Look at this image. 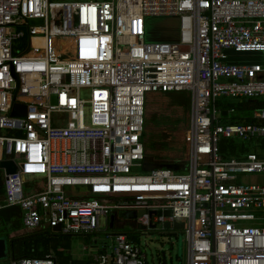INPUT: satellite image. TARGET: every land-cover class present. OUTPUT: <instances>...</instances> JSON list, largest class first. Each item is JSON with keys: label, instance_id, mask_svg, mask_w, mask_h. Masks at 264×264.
Here are the masks:
<instances>
[{"label": "built area", "instance_id": "2783aa9c", "mask_svg": "<svg viewBox=\"0 0 264 264\" xmlns=\"http://www.w3.org/2000/svg\"><path fill=\"white\" fill-rule=\"evenodd\" d=\"M248 54L263 61L234 60ZM172 93L189 99L188 167L147 171L146 103ZM224 99L264 100V0H0V162L18 169L1 170L0 210L86 240L78 264H148L140 238L166 230L186 264H264V185L243 181L264 175V149H219L264 140V110L240 123Z\"/></svg>", "mask_w": 264, "mask_h": 264}, {"label": "rangeland", "instance_id": "374dc122", "mask_svg": "<svg viewBox=\"0 0 264 264\" xmlns=\"http://www.w3.org/2000/svg\"><path fill=\"white\" fill-rule=\"evenodd\" d=\"M61 2H84L90 0H52ZM100 1V0H98ZM161 20L148 19L149 24H159ZM150 31L152 27L150 26ZM154 35V34H153ZM156 39H161L159 33L155 34ZM236 62H262L263 60L255 55H238L235 56ZM185 95V94H184ZM186 96V95H185ZM187 97V96H186ZM228 104H236V101L224 99ZM264 101V100H263ZM146 125L143 133V142L145 145V156L153 157L157 160H168L175 162H187L190 159V141L189 131L192 125L189 104L185 106L175 104L173 99L164 94H154L148 97L146 103ZM1 135L6 134L0 131ZM146 165V164H145ZM148 166V165H146ZM150 167V166H148ZM188 167V164H187ZM251 182L264 184L262 175H246ZM3 182L0 181V187ZM0 205L2 199L0 196ZM128 227L133 228V224H127L124 231ZM30 230L25 229L21 224V213L17 208H8L0 210V238H6L8 242L12 239H19L25 236L24 232ZM149 235L140 238V245L145 249L148 264H186V244L182 235L177 232L166 230L165 232L155 231L147 233ZM42 244V243H41ZM88 245L86 240L82 238H69V246L55 247L42 245L36 253L57 256L60 252L61 256H70L74 259L83 257V248ZM10 249V247H9ZM85 254V253H84ZM58 257V258H59ZM76 257V258H75Z\"/></svg>", "mask_w": 264, "mask_h": 264}, {"label": "trees", "instance_id": "16d2710c", "mask_svg": "<svg viewBox=\"0 0 264 264\" xmlns=\"http://www.w3.org/2000/svg\"><path fill=\"white\" fill-rule=\"evenodd\" d=\"M170 98L173 99V102L178 105L185 106L189 104V99L184 94L172 93L168 94ZM218 107H224L226 109L233 108L239 113L238 120L240 123L248 124L254 121L253 114L264 110V101H246L243 103L236 104H228L224 105L218 104ZM146 125V119H145ZM220 154L225 158H233L240 157L241 155L247 153H255L261 149H264V140L262 141H254L251 143H235L229 140H222L219 144ZM144 163L148 166H151L152 169L159 168H170L173 170H185L187 168V162H175L168 160H157L153 157L145 156ZM145 165V166H146ZM0 181H2V177L0 174ZM2 186L0 187V196L3 198ZM25 236L19 239H12L10 244V254L13 259H21V258H45L51 257V255L41 254L42 251L36 253L42 245H47V248L50 246H69V238L66 236H62L57 233H53L47 229H40L36 231H28L24 232ZM42 243V244H41ZM60 252H57V256L59 257ZM62 262H69L71 259L69 256H60L59 257ZM75 263V262H74ZM77 264L79 262H76Z\"/></svg>", "mask_w": 264, "mask_h": 264}, {"label": "water", "instance_id": "95a60500", "mask_svg": "<svg viewBox=\"0 0 264 264\" xmlns=\"http://www.w3.org/2000/svg\"><path fill=\"white\" fill-rule=\"evenodd\" d=\"M11 116L12 117H25L26 116V106L25 105H20V104H14L12 111H11ZM145 169L147 171L152 170L151 166H145ZM4 170L5 175H9V174H15L17 173L18 169L15 166V164L11 161H4V162H0V171ZM121 216H123L126 219H134L136 217L135 213H119ZM141 213H139L140 215ZM168 214V213H167ZM114 220H115V214H112L110 216V221H111V228L113 227L114 224ZM175 228H182V225H178L176 224L174 226ZM165 228L168 229L169 228V224H165ZM55 232L59 231V227H56L53 229ZM10 245L9 242L6 238H0V261H5L10 257V249H9Z\"/></svg>", "mask_w": 264, "mask_h": 264}, {"label": "crops", "instance_id": "0c3cea01", "mask_svg": "<svg viewBox=\"0 0 264 264\" xmlns=\"http://www.w3.org/2000/svg\"><path fill=\"white\" fill-rule=\"evenodd\" d=\"M237 114H238V117H239V113H238V112H237ZM232 142H233V141H232ZM235 143H241V142H235ZM0 174H1V177H2V181H3V174H2L1 171H0ZM259 178H263V180H264V175H262V177H259ZM243 181L248 182V183H249V182H250V183H256V182H251L250 179H248L247 177H244V178H243ZM257 184H258V183H257ZM261 185H264V184H261ZM119 217H120L119 219H121V220L124 218V217L121 216V215H120ZM125 219H126V218H125ZM135 232H136V234H132L131 237H132L133 241L136 242V241H137V236H139V231H138V232L135 231ZM134 237H136V238H134ZM9 245H10V244H9ZM88 246H89V245H87V247H88ZM89 248H90V247H89ZM83 249H84V248H83ZM89 250L92 251L93 249L90 248ZM93 251H94V250H93ZM83 252H84L85 254L83 253V257H82V258H79V259L77 258V259H74L73 261H72V259H73L74 257H72V256H70L69 254H67V255L70 257V259H71V257H72V259L70 260V262H72V263L75 262L74 264H76V262L83 263V262H84V259L86 258V255H87V254H86V251L83 250ZM10 256H11V254H10ZM65 257H66V256H65ZM75 258H76V257H75Z\"/></svg>", "mask_w": 264, "mask_h": 264}]
</instances>
